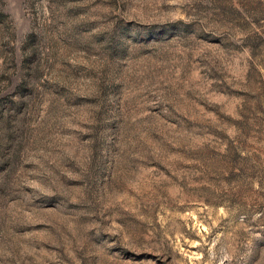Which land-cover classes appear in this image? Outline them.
<instances>
[{
  "label": "rangeland",
  "instance_id": "374dc122",
  "mask_svg": "<svg viewBox=\"0 0 264 264\" xmlns=\"http://www.w3.org/2000/svg\"><path fill=\"white\" fill-rule=\"evenodd\" d=\"M0 264H264V0H0Z\"/></svg>",
  "mask_w": 264,
  "mask_h": 264
}]
</instances>
